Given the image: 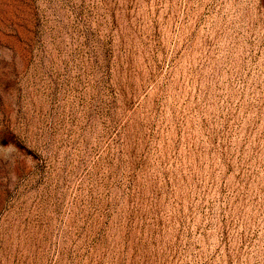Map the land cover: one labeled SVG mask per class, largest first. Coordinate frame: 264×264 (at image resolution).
I'll list each match as a JSON object with an SVG mask.
<instances>
[{
  "label": "rangeland",
  "instance_id": "rangeland-1",
  "mask_svg": "<svg viewBox=\"0 0 264 264\" xmlns=\"http://www.w3.org/2000/svg\"><path fill=\"white\" fill-rule=\"evenodd\" d=\"M0 264H264V0H0Z\"/></svg>",
  "mask_w": 264,
  "mask_h": 264
}]
</instances>
